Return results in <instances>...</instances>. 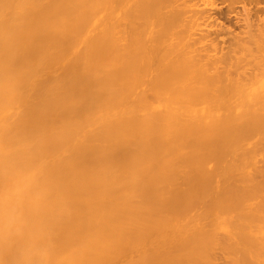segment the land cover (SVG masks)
<instances>
[{"label":"bare ground","instance_id":"6f19581e","mask_svg":"<svg viewBox=\"0 0 264 264\" xmlns=\"http://www.w3.org/2000/svg\"><path fill=\"white\" fill-rule=\"evenodd\" d=\"M212 1L0 0V112L18 108L0 123V182L30 178L0 206L33 214L20 264H214L215 228L180 236L174 221L203 195L215 227L212 211L255 207L218 238L264 264V0ZM184 17L205 31L185 34Z\"/></svg>","mask_w":264,"mask_h":264},{"label":"rangeland","instance_id":"374dc122","mask_svg":"<svg viewBox=\"0 0 264 264\" xmlns=\"http://www.w3.org/2000/svg\"><path fill=\"white\" fill-rule=\"evenodd\" d=\"M208 1H211V0H208ZM214 1V2H213ZM212 2L213 3H215V5L217 4L218 5V3L220 2V0H219V2H218V0H213ZM215 1H217V2H215ZM220 4H222V6H223V3H221L220 2ZM214 4H213V6H215ZM219 6H221V5H218V7ZM103 14L104 13H98V15H99V18L100 17H102L103 16ZM97 18V17H96ZM94 18V22L93 21H90V24H89V28H88V34H86V35H89V33H92V32H95V30H97V28H98V20H99V18ZM198 21H200V20H198ZM97 22V23H96ZM196 22H197V20H196ZM94 23H96V24H94ZM182 23H183V25H181V29H183L184 30V33L185 34H190V33H192V32H197L196 34H195V36L197 35V34H199L198 32H201L200 30L201 29H203L202 31H205V28H204V26L203 25H196L193 21H191L189 18H185L184 17V20L182 21ZM94 24V25H93ZM226 24V23H225ZM97 26V27H93V26ZM198 26V27H197ZM90 27H92V28H90ZM199 28H201V29H199ZM93 30V31H92ZM127 31H125V33H126ZM129 32V31H128ZM127 32V33H128ZM124 33V34H125ZM92 35V34H91ZM122 36H123V34H122ZM125 37H127V36H125ZM124 39V38H123ZM122 39V40H123ZM204 41V40H203ZM203 41H201V42H203ZM200 41H199V43H201ZM208 42V41H207ZM207 42H206V40H205V43L204 44H202V45H207ZM199 43H197V44H199ZM209 43V42H208ZM196 44V45H197ZM201 45V44H200ZM199 45V46H200ZM201 45V46H202ZM68 57H70L69 55L67 56V58ZM66 58V60H68ZM65 59H64V61H66ZM59 67V66H58ZM58 67H57V69H56V67L53 69L52 68V70H46V71H43L42 72V74H37L36 76H37V79H43L44 78V75H43V73L45 74V75H50V74H55L56 75V71L55 70H57V71H59L58 70ZM53 70H54V73H52L53 72ZM60 72V71H59ZM58 74V73H57ZM40 77H39V76ZM47 75V76H48ZM35 76V77H36ZM39 77V78H38ZM27 91V90H26ZM146 91H151V90H146ZM149 93H151V92H149ZM148 93V94H149ZM144 94H145V96L147 95V92L145 93L144 92ZM150 95V94H149ZM151 96H152V93H151ZM147 97V96H146ZM149 98H150V96H148ZM148 98V99H149ZM152 100V104L154 105H156V100L154 101V99H153V97L151 98ZM149 101V100H148ZM155 102V103H154ZM7 103V102H6ZM10 103V104H9ZM149 103H150V101H149ZM8 104H9V106H8V109H7V112L8 113H10V117H6L5 115L6 114H8L7 112L5 113L4 111H2V112H0V123L4 120V117L5 118H7L6 120H7V122H12L13 120L15 121V117H16V115H15V113H16V111L18 110V108H16V106L14 105V104H17L16 102H9L8 101ZM13 104V105H12ZM207 103L205 102H203L202 104H200L199 105V108H200V106H204V105H206ZM195 107H198V106H195ZM11 109V110H10ZM12 109H14V110H12ZM6 110V109H5ZM11 111V112H10ZM13 111V112H12ZM9 115V114H8ZM7 115V116H8ZM15 115V116H14ZM14 118V119H13ZM13 121V122H14ZM5 123V122H4ZM3 124V123H2ZM1 126V125H0ZM6 150V152H12V150H7V149H5ZM259 163V165H261V162H258ZM206 165H207V167L206 168H208V162L206 163ZM182 167H186V166H180V168H179V165H178V169L180 170V169H182V170H180V172L182 173V175H183V170L184 171H186L187 170V168H182ZM179 172V173H180ZM181 173H180V176H181ZM29 173L28 172H25V173H23L22 174V176H20L19 177V180L15 177V176H13V173H8L7 174V178H6V181L4 182H0V192H1V194H10V193H12L13 191H15V190H19V189H22L23 188V186L26 184V182H28V181H30V178H29ZM179 174L177 173V176H178ZM28 177V178H27ZM178 178V177H177ZM180 178H181V181H179L180 180ZM219 178V177H218ZM216 176H214L212 179L214 180V179H216V182H215V180L214 181H211L212 183H211V185H214L215 187L214 188H212V190L213 191H216V190H218V187L220 188L219 189V191L222 189V191H224L225 193H226V191H227V194L226 195H229L230 193H232V191L231 190H233L234 189V186H232L231 187V185H232V183H230L229 185L230 186H228V181L229 180H226L227 181V183H226V181L223 183V185L222 186H220V182H223L224 181V179H222L221 178V180L220 179H218ZM16 179H17V181H16ZM28 179V180H27ZM211 179V180H212ZM27 180V181H26ZM219 180V181H218ZM178 181V183L180 182V184H181V186H182V184L184 185L185 183H182V176L181 177H179V179L177 180ZM177 181L175 180V182H176V184H177ZM175 182H174V186L176 185L175 184ZM219 183V185H218V183ZM230 182V181H229ZM234 182H235V180H234ZM233 182V183H234ZM249 182V181H248ZM248 182H246L245 181V183H244V181H243V183L245 184V186H252V182H249L250 184H246V183H248ZM217 183V184H216ZM243 183H241V182H238V185L240 184V185H243ZM180 184H179V187H180ZM234 184H237V183H234ZM186 185V184H185ZM184 185V186H185ZM217 185V186H216ZM170 186V185H169ZM178 185H176L175 186V188L177 187ZM183 186V187H184ZM224 186H225V188H224ZM228 186V187H227ZM237 186V185H236ZM244 186V185H243ZM182 187V188H183ZM212 187V186H211ZM217 187V188H216ZM239 187V186H238ZM185 188V187H184ZM251 188V187H250ZM169 188H167V190H168ZM226 190V191H225ZM221 191V193H224V192H222ZM218 192V191H217ZM167 193H168V191H167ZM220 193V194H221ZM230 196V195H229ZM203 197V198H202ZM201 198H200V202L198 203V201L199 200H197V207H196V209H195V205L193 206V208H191V211H189V209H186L187 211H189V215H188V213H187V211H186V213L184 214V212L185 211H183L182 212V215L183 216H181V217H179V218H177L176 220H174V221H176V224L178 225V226H180L179 227V229H178V231H180V233L178 232V234L181 236L184 232H187V230H191V228H192V230H194V227H195V229L196 228H198V226H199V229L198 230H200V231H203V232H208L207 230H206V228H209V227H211L212 226V228L214 227L215 228V232H217V234L215 233V232H213V233H215V236L217 235V239H218V242L220 243V242H222V243H220V244H215L216 246H215V248H212V247H214V246H212L211 248L213 249V251L211 250V248H210V250H211V252L213 253H210V254H212L211 255V259H212V261H213V263L214 264H237V262H238V264H240L239 262H240V259L238 260V258H236V257H234L235 255H237L236 253H233L232 251H229V253L225 250V244H227V243H229V242H232L233 240V237L232 238H230L231 236H228L231 232H233L234 234H232V236L234 235V237H235V234L236 233H238V232H240V230H241V228L242 227H244L245 226V224L247 223V220H250V219H248V218H246V215L245 214H247V217L249 216V214L248 213H250V214H253V213H251V212H249L248 210L250 209L251 211L253 210H255V207H254V209H252V208H248V210H246V211H248V213L245 211V214H243V211L244 210H242V209H244V208H242L241 209V211H242V214H243V216L247 219H245L244 217V220H246V222L243 220L242 221V214L240 213V214H238L237 213V209H235V210H232V211H229V212H221V214H219V210H214V211H212V213L214 214V215H216L217 216V211H218V217H216V218H214V220L216 219V222L215 223H217L218 224V222H219V224H218V226L216 225V227H215V225L213 226V225H211L212 223H211V221H210V224L208 223V221L210 220L209 218L208 219H204L205 218V216H207L208 215V217H209V215L210 214H207V212L208 211H210L211 212V210H208V209H206V214L207 215H203V214H205V212H202V213H200V211L199 210H201L202 208L200 207L201 205H202V207L203 208H205L206 207V205L207 204H205V205H203L201 202H203L204 201V199L205 198H208L209 197V195H207V196H205L204 197V195L202 196ZM254 198H252L251 200H253ZM256 199V198H255ZM5 200H7L6 199V197H5ZM203 200V201H202ZM210 200V199H209ZM208 199L207 200H205L204 202H208L209 201ZM257 200V199H256ZM15 202V203H14ZM253 202H254V204H255V202L256 201H254L253 200ZM65 204V202H63V201H61V203H60V205H64ZM210 203V202H209ZM18 206H17V205ZM194 204H196V203H194ZM60 205H58V206H60ZM256 205V204H255ZM16 206V207H15ZM1 207V206H0ZM15 207V208H14ZM27 207H30V208H32V206H31V204L29 205L28 204V200H26V201H19V200H17L16 201V199L13 201V202H6V203H3V207H1L0 208V262L1 261H3L2 263H0V264H20V262H21V258H22V255H21V253H20V255H19V253H17V251L20 249V247L22 246V244L23 243H25L27 240H26V236H27V234H28V232H26V225L28 226V224H30L31 223V221H32V217H33V214L32 213H28V211L26 210V208ZM56 207V206H55ZM62 207H64V206H62ZM243 207H245V206H243ZM54 208V207H53ZM61 208V207H60ZM199 208V209H198ZM246 208V207H245ZM15 209V210H14ZM17 209V210H16ZM58 209H59V207H58ZM204 210V209H203ZM238 210H240V208L238 209ZM14 211V212H13ZM55 211H57V209H55ZM205 211V210H204ZM215 211H216V213H215ZM235 211V212H234ZM259 211V210H258ZM13 212V213H12ZM54 212V210L52 211V212H50L51 214ZM196 212H199L201 215H196L197 213ZM240 212V211H239ZM262 212V211H261ZM50 213H48L47 214V216H49V217H53L54 215H55V213L56 212H54L53 214L54 215H52V216H50ZM193 213H196L195 214V216L194 217H192V218H188V217H186V216H190L191 214H193ZM209 213V212H208ZM255 213L257 214V209H256V211H255ZM259 213H260V211H259ZM57 214V213H56ZM237 214V215H236ZM264 215V213H260V215ZM26 215V216H25ZM30 215L32 216V217H30ZM212 215V214H211ZM259 215V214H258ZM261 215V216H262ZM13 216V218L14 219H12L11 217ZM55 216H57V215H55ZM200 217V218H197V217ZM204 217L203 219H201V217ZM227 216V217H226ZM228 216L230 217L229 219H228ZM239 216L241 217V218H239ZM211 217V216H210ZM215 217V216H214ZM224 217V218H223ZM226 217V218H225ZM31 220H30V219ZM184 218V219H183ZM186 218V219H185ZM187 218H188V220H187ZM207 218V217H206ZM29 221H28V220ZM35 219L36 220H34V222L36 223V221H38V218L35 216ZM41 219V218H40ZM180 219V220H179ZM200 219L202 220L200 223L202 224L201 226H202V228H200L201 226H200V223H198L199 221H200ZM223 219V220H222ZM225 219H226V221H225ZM228 219V220H227ZM237 219V220H236ZM262 219H264V217H262ZM182 220V221H181ZM192 220V221H191ZM197 222V223H195L194 224V222L195 221ZM212 220V219H211ZM230 220V221H229ZM16 221V222H15ZM183 221H186L185 223L183 222ZM194 221V222H193ZM205 221V222H204ZM222 221V222H221ZM224 221V222H223ZM258 221V220H257ZM256 221V222H257ZM28 222V223H27ZM232 222V223H231ZM237 223V225H236V223ZM239 222H241V223H239ZM250 222V221H249ZM247 223V224H250V223ZM252 222V221H251ZM255 222V220H254V222L253 223H256ZM258 222H260L261 224H260V226H262V224H264V221H262L261 222V220L260 221H258ZM258 222H257V224H255V225H258ZM26 223V224H25ZM181 223V224H180ZM184 223V224H183ZM189 223H190V226H189ZM214 222H213V224H215ZM224 223V224H223ZM243 223H244V225H243ZM253 223H251V224H253ZM13 224V225H12ZM22 224H24L23 225V227H22ZM185 224H186V226H185ZM193 224H194V226H193ZM228 224V225H227ZM8 225L10 226L11 225V227H8ZM184 225V226H183ZM234 225V226H233ZM236 225V226H235ZM243 225V226H242ZM254 225V224H253ZM16 226H18V227H16ZM183 226V227H182ZM187 226H188V228H187ZM203 226H209V227H206V228H204L203 229ZM231 226H233V227H231ZM8 227V228H7ZM25 230H23L22 228ZM182 227V228H181ZM230 227V228H229ZM6 228V229H5ZM12 228H14V230L12 229ZM190 228V229H189ZM213 228V229H214ZM233 228V229H232ZM245 228V227H244ZM10 229H12L11 231H10ZM21 229V230H20ZM203 229V230H202ZM213 229H211V230H213ZM219 229V230H218ZM237 229L239 230V231H237ZM243 229V228H242ZM182 230H184L183 232H182ZM205 230V231H204ZM218 230V231H217ZM232 230V231H231ZM245 230V229H244ZM24 231V232H23ZM214 231V230H213ZM229 231V232H228ZM24 233V235H23V233ZM236 232V233H235ZM8 233V234H7ZM223 233H228L226 236L227 237H229V239L228 238H226V236H224L225 234H223ZM7 234V235H6ZM185 234V233H184ZM257 234V233H256ZM18 235V236H17ZM219 235V236H218ZM221 235L225 238V240H226V242L229 240V242H227V243H225V241H223L224 239H223V237H221ZM15 236V237H14ZM156 237L157 236H155V235H151L149 238H148V240L143 244L142 243V245L141 246H143V249H145L146 248V250H152V249H150V246H151V248H153L154 247V245H155V240H156ZM218 237H220V238H222L223 240L221 241V239H219ZM19 238V239H18ZM22 240V241H21ZM230 240H232V241H230ZM152 241H154V245H153V243H152ZM217 242V241H216ZM217 242V243H218ZM14 243H16V244H14ZM225 243V244H224ZM9 244V245H8ZM152 244V245H151ZM222 244V246L224 247V248H222V246H220ZM8 246H9V248H8ZM11 246V247H10ZM217 246H219V247H217ZM148 248V249H147ZM220 248H222V249H220ZM42 248H40V250H41ZM224 249V250H223ZM210 250L208 251V253L210 252ZM216 251V252H215ZM18 256H17V255ZM210 254H209V256H210ZM235 254V255H234ZM16 255V256H15ZM234 255V256H233ZM14 256V257H13ZM137 256V255H136ZM17 257V258H16ZM19 257V258H18ZM14 258V259H13ZM236 260H235V259ZM13 260V261H12ZM14 260H16L15 262H14ZM238 260V261H237ZM13 263H12V262ZM234 261V262H233ZM122 262V261H121ZM107 264H115V262H109V263H107ZM121 264H124V263H121Z\"/></svg>","mask_w":264,"mask_h":264}]
</instances>
